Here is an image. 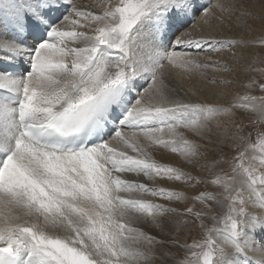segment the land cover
<instances>
[{"label":"snow or ice","instance_id":"1","mask_svg":"<svg viewBox=\"0 0 264 264\" xmlns=\"http://www.w3.org/2000/svg\"><path fill=\"white\" fill-rule=\"evenodd\" d=\"M251 21L264 6L0 0V264H264Z\"/></svg>","mask_w":264,"mask_h":264},{"label":"rangeland","instance_id":"2","mask_svg":"<svg viewBox=\"0 0 264 264\" xmlns=\"http://www.w3.org/2000/svg\"><path fill=\"white\" fill-rule=\"evenodd\" d=\"M208 1V0H207ZM207 3V2H206ZM235 3H237L238 5H240L243 9H246L252 13H258L261 11V7L264 6V0H235ZM216 21L213 20V24H215ZM251 23H253L255 25V29L252 33V35L250 36H243L244 39H251L253 37H258L262 32H264V28L261 27L259 21H251ZM236 33L239 35H243L239 29L236 30ZM244 51H250V52H257L260 51V49L255 48V49H250V50H244ZM198 81H201L198 78H192L191 80H187L186 81V85L189 86L188 89L193 88L192 91H195L196 89H200L202 85L197 86ZM213 86V85H211ZM215 87V86H213ZM202 98H206V99H211V97H202ZM158 159H161L163 162L166 163H172V164H179V158L177 156H175L174 154H166L163 157L158 156Z\"/></svg>","mask_w":264,"mask_h":264},{"label":"bare ground","instance_id":"3","mask_svg":"<svg viewBox=\"0 0 264 264\" xmlns=\"http://www.w3.org/2000/svg\"><path fill=\"white\" fill-rule=\"evenodd\" d=\"M91 2H92V0H77V3H79V4H86V3H91ZM201 2H202V3H206V2H208V1H207V0H201ZM245 36H246V35H245ZM246 37H247V36H246ZM249 38H250V36H249ZM174 83H176V81H174ZM183 83H184V85H185V89L187 90L189 86L186 85V81H183ZM197 84H198L197 86L202 85L201 88L205 87V85H204L203 82L198 81ZM207 87L212 88L213 86L208 85ZM190 89L192 90L193 88H190Z\"/></svg>","mask_w":264,"mask_h":264}]
</instances>
